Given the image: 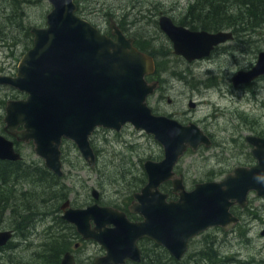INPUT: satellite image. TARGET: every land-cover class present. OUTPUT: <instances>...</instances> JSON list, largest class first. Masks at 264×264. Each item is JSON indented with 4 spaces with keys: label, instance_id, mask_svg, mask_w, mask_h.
<instances>
[{
    "label": "water",
    "instance_id": "95a60500",
    "mask_svg": "<svg viewBox=\"0 0 264 264\" xmlns=\"http://www.w3.org/2000/svg\"><path fill=\"white\" fill-rule=\"evenodd\" d=\"M52 10L47 26L32 27L33 46L23 55L15 76L0 75V84L11 85L26 94L6 106L5 131L19 141H33L36 153L47 168L63 176L61 145L76 142L91 167L96 154L90 135L103 126L120 131L127 123L154 134L164 147L160 161L148 159L144 167L147 183L135 194L132 211L143 219L131 221L127 213L95 202L85 208L63 205V219L76 226L85 240H95L106 253L96 264H124L140 261L142 238L154 240L176 259H181L191 239L210 227L232 228L240 218L231 207L248 204L250 192L264 196V137L250 135L257 163L237 167L221 181L198 182L187 189L174 166L191 147L211 146L208 135L195 123L184 125L174 118L156 115L147 99L159 85L148 82L155 72L154 58L134 45L113 21L116 39L103 34L91 21L77 13L75 0H48ZM159 25L173 43L174 52L188 61L208 57L216 46L233 38L231 31L208 32L178 25L162 14ZM264 76V51L256 64L232 77L235 87ZM191 107L196 103L190 102ZM19 127H22L20 130ZM0 159L19 161L22 155L12 139L0 133ZM173 180L177 199L169 200L162 185ZM99 199L100 193L93 189ZM264 234V231L262 232ZM13 237L12 230L0 231V247ZM61 264H77L67 251Z\"/></svg>",
    "mask_w": 264,
    "mask_h": 264
},
{
    "label": "rangeland",
    "instance_id": "374dc122",
    "mask_svg": "<svg viewBox=\"0 0 264 264\" xmlns=\"http://www.w3.org/2000/svg\"><path fill=\"white\" fill-rule=\"evenodd\" d=\"M76 1L81 6L78 14L103 32H111L110 18H113L127 36L151 40L150 51L159 62L161 70L157 77L163 85L161 92L148 99L155 114L178 118L184 123L193 122L213 135L212 147H203L198 152L191 150L180 161L178 172L185 175L189 189L193 188L194 179L219 178L222 174L215 172L254 163L246 136H264V77L239 87H234L232 77L238 70L249 69L258 53L264 50V28L255 32L250 43L230 41L212 57L192 63L174 52L171 39L159 25V18L164 14L175 23L191 28L183 23L189 21L186 14L190 0ZM51 10L48 0H38L35 4L30 0H0V74H16L19 60L32 38L27 35V28L46 26ZM183 17H186L184 21ZM23 97L16 88L0 84V132L4 133L7 101ZM168 97L172 98L171 102ZM191 100L196 102V107L190 106ZM91 142L98 153L95 167H90L72 140L62 145L65 174L55 182V188L62 190L60 192L65 188L66 200L70 199L74 207L93 204L96 201L93 189H96L100 192L99 204L124 208L147 182L145 161L164 157L163 145L154 135L132 124L125 125L119 132L101 127L94 132ZM18 148L26 162L44 164L32 143H23ZM246 207L236 213L242 218L234 229L226 231L216 226L197 236L183 263L197 264L193 261L195 253L200 252L197 248L209 247L211 243L215 244L214 249L221 251L219 257L216 255L217 264H264V197L253 192ZM59 209L60 206L40 210L41 215L35 218L27 236L16 232L13 245L0 249V264H53L48 262V245L58 233L70 237V248L75 250L78 264H95V258L103 255L105 249L95 240L81 241V236L72 234L69 227L63 230ZM13 213L12 208L6 210L7 219L0 230L13 226ZM54 230L58 232L54 234ZM77 242L81 246L76 249ZM146 246L152 247L149 243ZM232 254L235 259L231 258ZM201 259L199 254L196 257L199 264H210Z\"/></svg>",
    "mask_w": 264,
    "mask_h": 264
},
{
    "label": "trees",
    "instance_id": "16d2710c",
    "mask_svg": "<svg viewBox=\"0 0 264 264\" xmlns=\"http://www.w3.org/2000/svg\"><path fill=\"white\" fill-rule=\"evenodd\" d=\"M21 2V0H19ZM79 1V0H78ZM38 0H30V3H37ZM78 4V2L76 1ZM228 4L234 6L229 8ZM78 4V12L80 11ZM235 9V10H234ZM187 23L191 29H205L209 31H218L221 29H230L235 34V41L238 43H250L255 32L264 28V0H190L187 7ZM186 17L182 18L184 21ZM27 35L32 36L31 27L27 28ZM136 45L143 51L155 56L150 51V39L135 38ZM33 39L31 38L30 45ZM260 51V50H259ZM160 65L156 59V72L158 76ZM60 177L50 171L43 163H28L25 160L12 162L0 160V226L5 219V213L8 208L13 209V225L22 230L24 227L33 226L35 218L40 210L44 208H59L61 202L65 199V188L56 190V181ZM17 189V190H16ZM65 193V194H64ZM60 210V209H59ZM62 229L69 227L72 234L78 235L74 226L60 218ZM66 225V226H65ZM54 230L53 233H57ZM53 240L48 245V262L60 264L64 253L71 248L70 237L63 233L53 236ZM205 253L213 252L205 250ZM156 255V258H155ZM143 264H184L162 248L158 251L144 250Z\"/></svg>",
    "mask_w": 264,
    "mask_h": 264
},
{
    "label": "flooded vegetation",
    "instance_id": "af4514ba",
    "mask_svg": "<svg viewBox=\"0 0 264 264\" xmlns=\"http://www.w3.org/2000/svg\"><path fill=\"white\" fill-rule=\"evenodd\" d=\"M230 30V29H229ZM110 34L112 35V31L110 32ZM213 55H211L210 57H212ZM210 57H208V58H210ZM205 59H207V58H204V59H200V60H195V61H193L192 63H195V62H200L201 60H205ZM17 69H18V67H17ZM156 79H154V81H159V85H158V88H157V90L155 91V93L153 94V95H155L157 92H161V90H163V85H162V83H160L161 82V78H158V77H155ZM152 95V96H153ZM162 97H166L164 94H162ZM15 99H17V98H15ZM9 101V100H8ZM7 101V102H8ZM168 101L169 102H171L172 101V98H170V97H168ZM6 105H7V103H6ZM196 107V106H195ZM6 108V107H5ZM194 108V107H193ZM170 117V116H169ZM171 118H174V117H171ZM174 119H176L177 121H179L180 123H182V124H184V125H187V124H190V123H193V122H189V123H184V122H181L178 118H174ZM3 121H4V118H3ZM5 126H6V124L4 123V126H3V131H4V133H2L3 135H5L6 137H8V138H10V139H12V140H14V142H15V145H16V149H18V151H20L21 152V150L18 148V146L19 145H22L23 143H27V142H23V141H19L15 136H13V135H11V134H9V133H7L6 131H5ZM22 127H19L18 129H21ZM205 132V131H204ZM209 137H210V139L212 140V146H213V144H215V142H214V138H213V135L211 134V133H207V132H205ZM252 135V134H251ZM248 136V135H247ZM247 136H246V141L248 142V140H247ZM155 137V136H154ZM156 139V138H155ZM157 140V139H156ZM158 141V140H157ZM28 143H30V142H28ZM248 144L251 146V155H252V159H253V146L248 142ZM211 146V147H212ZM203 147H206V146H204V145H201V146H199V148L196 150L197 152L198 151H200L201 150V148H203ZM206 148H210V147H206ZM191 150H193V149H191V148H189V149H187L185 152H184V154L178 159V162L176 163V165H175V167H174V172L176 173V176L177 177H182V179H183V183H184V185L186 186V188L187 189H189L188 188V185H187V182H186V177H185V175L183 174V173H180V172H178V166H179V164H180V161L182 160V158L184 157V156H186ZM22 153V152H21ZM96 154H98V153H96ZM0 160H2V159H0ZM2 161H11V160H2ZM154 161H159V160H154ZM13 162V161H12ZM98 163V156L96 157V162H95V164H97ZM253 163H251V164H243V165H236V166H234L233 168L231 167V168H229L228 170H226L225 172L224 171H219V172H215L216 173V175H220V174H222L221 175V177H219V178H217V177H213V178H208V180H204V181H220V180H222L229 172H231V171H233L236 167H239V166H249V165H252ZM194 186L198 183V182H202V181H199V180H195L194 179ZM173 180L172 179H170L169 181H167V182H165L163 185H162V187L164 188V187H166L168 190L167 191H165L166 193H168V195H169V200H171V199H177L178 198V195L176 194V193H174V191H173ZM193 186V187H194ZM164 191V190H163ZM138 191H136L134 194H133V198H132V200H131V202L130 203H128V204H125L124 205V208H122V209H120V210H122V211H124V212H126L127 213V216H128V218L131 220V221H133V222H138V221H141L143 218L140 216V215H138V213H135V212H133L132 211V209H131V207L133 206V204H134V202H135V194L137 193ZM67 200H69L70 201V206H72V204H71V200L70 199H67ZM66 201V200H65ZM65 201H64V203H65ZM63 205V204H62ZM62 205H61V211H62V213H63V209H62ZM247 207H245V208H239V206H235L234 205V207L232 208V211L236 214V213H238V211L240 210V209H242V210H245ZM62 213H61V216H62ZM240 218H242L241 216H239ZM7 219V218H6ZM6 219H4V222L6 221ZM3 225L4 224H2L0 227H3ZM30 228V227H29ZM29 228L28 227H24L22 230H18V228L17 227H15L14 225L11 227V228H9V229H1L0 231H2V230H12L13 231V237H12V239L11 240H9L8 241V243L6 244V245H4V246H1L0 247V249L2 248V249H4L5 247H11L12 245H13V239L15 238V235H16V232L18 233H21L23 236H27V231L29 230ZM235 228V227H234ZM233 228V229H234ZM74 229L77 231V229L74 227ZM205 235V234H204ZM82 238V237H81ZM196 238H194V239H192L191 240V242H190V244H189V249L192 247V242L195 240ZM81 241H84L83 240V238L81 239ZM149 243V245H151L152 247H147L146 246V244H148ZM202 245H204V244H202ZM79 246H81V243L80 242H77L76 244H75V248L77 249ZM139 246H140V249H141V252H142V257H141V260L140 261H133V260H127L124 264H130V263H135V264H143V262H144V258H145V256H144V250L146 249V248H148V249H150V251H152L153 252V250L154 251H158V249H159V247H160V245H158L154 240H151V239H149V238H142L140 241H139ZM209 247H206V246H203L202 248H200V247H198L197 249H198V251H200V252H198V253H195V257H194V259H193V261H195V263H197V264H199V260H196V257L200 254V256H201V260H203V259H205L207 262H209L210 264H216V263H219V259H217V257H216V255L219 257L220 256V253H221V251H218L217 249H214V247H215V244H211L210 243V245H208ZM206 247V248H205ZM200 248V249H199ZM204 248V249H203ZM163 249V248H162ZM208 249H212V251H213V253H211V254H207V253H205V250H207V251H209ZM73 251H75V250H73ZM189 251V250H188ZM168 253V252H167ZM169 254V253H168ZM169 256H172L171 254H169ZM155 258H156V255H155ZM231 258L232 259H235V255L234 254H232L231 255Z\"/></svg>",
    "mask_w": 264,
    "mask_h": 264
},
{
    "label": "bare ground",
    "instance_id": "6f19581e",
    "mask_svg": "<svg viewBox=\"0 0 264 264\" xmlns=\"http://www.w3.org/2000/svg\"><path fill=\"white\" fill-rule=\"evenodd\" d=\"M235 10V9H234ZM17 190V189H16Z\"/></svg>",
    "mask_w": 264,
    "mask_h": 264
}]
</instances>
